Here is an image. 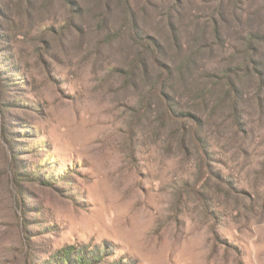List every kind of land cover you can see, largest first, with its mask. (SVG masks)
<instances>
[{"label":"rangeland","instance_id":"rangeland-1","mask_svg":"<svg viewBox=\"0 0 264 264\" xmlns=\"http://www.w3.org/2000/svg\"><path fill=\"white\" fill-rule=\"evenodd\" d=\"M81 254L264 264V0H0V264Z\"/></svg>","mask_w":264,"mask_h":264},{"label":"trees","instance_id":"trees-1","mask_svg":"<svg viewBox=\"0 0 264 264\" xmlns=\"http://www.w3.org/2000/svg\"><path fill=\"white\" fill-rule=\"evenodd\" d=\"M85 254H81L79 257L74 258L75 264H90V261L85 258ZM65 260L69 261L70 259H73L71 252H67V254L64 256ZM97 259H100L101 257L96 256Z\"/></svg>","mask_w":264,"mask_h":264}]
</instances>
